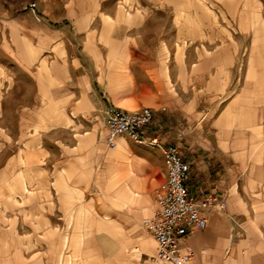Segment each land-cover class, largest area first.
Returning a JSON list of instances; mask_svg holds the SVG:
<instances>
[{"label": "crops", "instance_id": "1", "mask_svg": "<svg viewBox=\"0 0 264 264\" xmlns=\"http://www.w3.org/2000/svg\"><path fill=\"white\" fill-rule=\"evenodd\" d=\"M3 0L0 264H152L160 146L105 139L108 106L190 165L188 264H264V0Z\"/></svg>", "mask_w": 264, "mask_h": 264}, {"label": "built area", "instance_id": "2", "mask_svg": "<svg viewBox=\"0 0 264 264\" xmlns=\"http://www.w3.org/2000/svg\"><path fill=\"white\" fill-rule=\"evenodd\" d=\"M153 117L152 109L147 106L133 111L108 106L105 111V139L112 149L117 146L120 136L161 147L165 176L157 187V208L152 217L142 220V224L155 239L152 264H188L195 250L185 243V238L203 229L207 223L200 209L209 206L223 209L225 201L210 197L197 201L189 194L186 181L190 176V165L184 152L171 143L162 145L156 136L148 135Z\"/></svg>", "mask_w": 264, "mask_h": 264}, {"label": "rangeland", "instance_id": "3", "mask_svg": "<svg viewBox=\"0 0 264 264\" xmlns=\"http://www.w3.org/2000/svg\"><path fill=\"white\" fill-rule=\"evenodd\" d=\"M28 0H17L15 4H23L22 2H27ZM3 4V0H0V7Z\"/></svg>", "mask_w": 264, "mask_h": 264}]
</instances>
